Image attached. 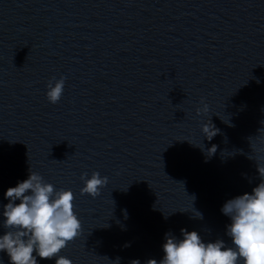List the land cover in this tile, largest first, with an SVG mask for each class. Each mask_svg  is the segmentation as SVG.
<instances>
[{"label":"water","instance_id":"1","mask_svg":"<svg viewBox=\"0 0 264 264\" xmlns=\"http://www.w3.org/2000/svg\"><path fill=\"white\" fill-rule=\"evenodd\" d=\"M260 166L264 0H0V210L29 167L71 188L81 229L59 254L73 264L159 261L181 228L229 241L221 206ZM94 171L95 197L80 191Z\"/></svg>","mask_w":264,"mask_h":264},{"label":"clouds","instance_id":"2","mask_svg":"<svg viewBox=\"0 0 264 264\" xmlns=\"http://www.w3.org/2000/svg\"><path fill=\"white\" fill-rule=\"evenodd\" d=\"M65 81L63 75L48 80L46 97L50 103L61 99ZM207 107L203 105L204 110ZM210 117L201 129V134L209 140L220 131ZM194 145L204 149L202 143ZM216 149L217 145H211L206 150L207 156L213 155ZM258 172L262 179L250 192L229 198L221 206V212L230 221L225 228L229 241L223 238L205 241L195 229L181 228V236L169 231L162 244V258L150 259L147 264H264V166L258 167ZM81 180L80 191L93 197L108 182L99 171L90 176L84 172ZM4 197L7 203L0 210V224L5 229L0 233V253L7 254L9 264H40V260L52 258L55 264H73L71 258L59 254L81 229L71 188L57 189L29 167L27 178L9 186ZM193 214L203 217L198 210ZM116 262L119 264V257ZM0 264H5L3 259ZM132 264L140 261L133 260Z\"/></svg>","mask_w":264,"mask_h":264},{"label":"snow or ice","instance_id":"3","mask_svg":"<svg viewBox=\"0 0 264 264\" xmlns=\"http://www.w3.org/2000/svg\"><path fill=\"white\" fill-rule=\"evenodd\" d=\"M71 242V241H70Z\"/></svg>","mask_w":264,"mask_h":264}]
</instances>
